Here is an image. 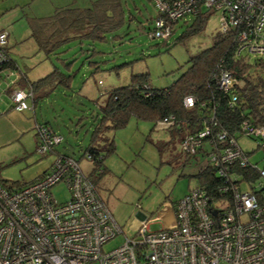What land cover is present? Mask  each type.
Segmentation results:
<instances>
[{
    "label": "built area",
    "instance_id": "2783aa9c",
    "mask_svg": "<svg viewBox=\"0 0 264 264\" xmlns=\"http://www.w3.org/2000/svg\"><path fill=\"white\" fill-rule=\"evenodd\" d=\"M151 2L158 15L150 37L167 39L171 22L202 10L214 11L219 15L217 32L234 35V57L264 58V0ZM9 55L7 33L0 29V70ZM213 79L232 107L240 81L224 59ZM6 91L13 109L33 108L31 87L12 86ZM194 103L192 95L183 97L184 106ZM171 120L172 116L156 124L168 126ZM34 128L37 152H55L61 135L43 123H35ZM240 129L241 134L264 140L262 125L243 120ZM205 139L211 145L204 154L207 165L220 181L211 189L194 185L178 198L172 226L151 230L144 218L132 235L122 231L89 173L70 155L56 152L49 168L22 186L0 181V264H264V168L257 167L259 175L252 181L239 179L236 168L250 162L246 152L236 137L224 130L211 132L207 125L184 134L179 149L198 160L197 150ZM85 155L90 157L88 152ZM241 181L248 183L249 190H240ZM58 182L68 190L65 201H56L51 191ZM117 234H123L122 242L104 251V243Z\"/></svg>",
    "mask_w": 264,
    "mask_h": 264
},
{
    "label": "rangeland",
    "instance_id": "374dc122",
    "mask_svg": "<svg viewBox=\"0 0 264 264\" xmlns=\"http://www.w3.org/2000/svg\"><path fill=\"white\" fill-rule=\"evenodd\" d=\"M91 1L0 0V29L7 33V48L13 63V67L0 70V106L9 102L6 84L17 75L25 73L30 80H36L52 69V63L61 67L54 55L46 57L37 50L29 35L26 17L46 15L59 6H87ZM120 1L124 10L120 26L107 33L103 41L85 42L83 51L77 43L70 42L69 48L60 54L66 61L73 59L70 71H75V75L69 87L58 85L39 99L35 93L38 100L33 111L30 110L39 121L36 123L49 121L62 137L56 147L77 159L85 173H89L93 164L82 153L90 143V133L99 117L98 105L104 101L107 91L127 84L132 74L142 72L148 73L154 87L170 85L186 68L190 56L212 45L220 27L218 12L210 11L195 33L183 35L193 22V16L189 15L176 22L167 39L150 38L147 31L153 27L152 18L156 13L151 0ZM92 50L97 52L92 54ZM106 135L113 140L115 150L105 156L106 170L96 180L95 187L122 231L132 235L144 218L151 230L172 226L174 214L167 203L175 202L188 186L196 185L192 174L207 164L206 156L198 153L197 161L192 155L183 160L185 154L179 149L175 130L134 116L125 126ZM35 138L36 130L31 129L27 135L0 149V180L29 181L41 171L38 164L43 168L49 166L55 153L41 155L36 150ZM236 138L249 161L264 168V140L244 133ZM239 185L241 191L250 188L245 181ZM51 191L58 202L68 199L64 182L53 185ZM139 213L143 214L142 218ZM122 240L123 234H117L104 243L103 250L118 246Z\"/></svg>",
    "mask_w": 264,
    "mask_h": 264
},
{
    "label": "trees",
    "instance_id": "16d2710c",
    "mask_svg": "<svg viewBox=\"0 0 264 264\" xmlns=\"http://www.w3.org/2000/svg\"><path fill=\"white\" fill-rule=\"evenodd\" d=\"M123 11L120 0H92L87 6H59L46 15L27 16L29 35L37 50L43 52L46 57L54 55L61 63V67L52 63V69L36 80H30L23 73L17 84L26 88L31 87L32 92L37 91L38 99L49 94L58 85L69 87L75 75V71H70L73 59L66 61L60 54L69 48L67 46L70 42L77 43L79 49L83 51L82 45L85 42L105 40L107 33L120 26ZM157 15L156 11L152 18L153 27L147 31L148 36L155 29L154 18ZM208 15L209 11H200L194 15L192 24L187 26L183 35L199 31ZM176 22H171V34ZM115 36L117 35L113 34V37ZM233 49V33L217 32L212 45L190 56L186 68L170 85L154 87L150 84L148 73L142 72L132 74L127 84L108 90L104 101L98 105L99 117L90 133V143L82 153L90 154L88 159L93 165L89 175L93 184L106 170L103 163L105 156L115 150L113 140L106 134L125 126L131 116L148 119L154 123L171 119L172 116L167 128L170 131L175 130L179 140L184 134L195 133L206 125L210 127L211 132L224 130L234 137L241 134L240 124L243 120L264 126V58L234 57ZM96 52L92 50V54ZM9 57L10 60L2 68L13 67L12 58L10 55ZM221 59H224L225 66L240 81V85L236 86L237 98L232 107L227 105L229 96L217 88L213 79ZM186 95L195 98V103L190 107L183 104V97ZM38 99L34 97L33 107ZM45 124L55 131L49 121ZM204 141V148L200 147L197 150L202 156L211 147L206 139ZM57 150L55 147L54 151ZM184 154L183 160L189 155ZM45 171L29 181L7 182L22 186L41 176ZM236 172L240 175L239 179L247 181H252L259 175L257 166L251 162L244 167H237ZM192 177L197 180V185H204L206 189H211L210 185L220 181L207 164L199 167Z\"/></svg>",
    "mask_w": 264,
    "mask_h": 264
},
{
    "label": "crops",
    "instance_id": "0c3cea01",
    "mask_svg": "<svg viewBox=\"0 0 264 264\" xmlns=\"http://www.w3.org/2000/svg\"><path fill=\"white\" fill-rule=\"evenodd\" d=\"M21 75L22 74H20L19 76L17 75L18 77L12 79L10 81V83H7L5 90L8 87H12V86H19V87L26 89L25 86H20L17 84V80ZM1 76H2V74L0 72V77ZM26 76H27V74H26ZM35 93H38V92L34 91L33 96ZM33 108L17 111L15 109H13L10 99H9V102L6 104V106H3V107L0 106V149L2 147L9 145L10 143H12L16 139L20 138L24 134L27 135L31 129L35 130L34 124L36 122H39V121L36 120V118L34 117V114L31 113L33 111ZM30 110H32V111L30 112ZM44 122H46V121H44ZM35 144H37V136L35 138ZM56 152L63 153L59 149L57 151H55L54 153H56ZM63 154H65V153H63ZM51 163L49 164V166L51 165ZM38 165H39L38 168H40V170H41L39 173H41V172H43L49 168V166L47 168H43V166L41 164H38ZM39 173H37V174H39ZM189 189H190V186L187 187V190L184 192V194ZM167 205H170L172 210L174 209V202L171 204L167 203ZM141 214L140 213L138 214L141 216L140 218H142V215H143V214L142 215Z\"/></svg>",
    "mask_w": 264,
    "mask_h": 264
},
{
    "label": "water",
    "instance_id": "95a60500",
    "mask_svg": "<svg viewBox=\"0 0 264 264\" xmlns=\"http://www.w3.org/2000/svg\"><path fill=\"white\" fill-rule=\"evenodd\" d=\"M212 214H215V211L214 210H212Z\"/></svg>",
    "mask_w": 264,
    "mask_h": 264
},
{
    "label": "bare ground",
    "instance_id": "6f19581e",
    "mask_svg": "<svg viewBox=\"0 0 264 264\" xmlns=\"http://www.w3.org/2000/svg\"><path fill=\"white\" fill-rule=\"evenodd\" d=\"M210 12V11H209Z\"/></svg>",
    "mask_w": 264,
    "mask_h": 264
}]
</instances>
